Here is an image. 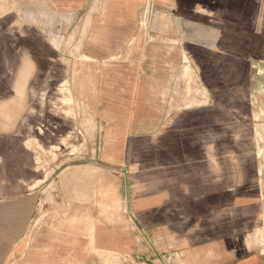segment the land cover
I'll use <instances>...</instances> for the list:
<instances>
[{
    "label": "crops",
    "instance_id": "obj_1",
    "mask_svg": "<svg viewBox=\"0 0 264 264\" xmlns=\"http://www.w3.org/2000/svg\"><path fill=\"white\" fill-rule=\"evenodd\" d=\"M142 4L106 0L108 11L99 13L93 0H0V244H12L33 212L34 195L8 199L16 194L12 182L35 180L16 136L29 102L39 99L46 85L71 76V67L62 61L64 50L80 43L86 57L104 60L123 45L130 32L127 22L138 20ZM157 4L151 32L165 38L167 46V40H180L184 58H191L211 91L208 101L213 103L205 111L217 120L205 126L204 138L198 137L202 156L183 161L176 180L184 182V196L198 198L200 208H175L174 162L158 163L165 167L151 173L147 199L133 204L141 235L135 259L138 264H168L170 255L186 252L190 264H205L198 257L217 244L226 264H264L261 247L254 242L255 234L264 232V180L258 179V157L242 152L253 150L252 142L238 139L239 133L249 132L238 121L253 116L256 78L264 70V0ZM83 22L93 23L91 34L84 35ZM165 64L171 68L168 58ZM164 83L171 84L169 76ZM227 85L234 93H227ZM242 85L244 99L238 95ZM227 117L234 118L232 124H222ZM105 235L98 233L108 250L131 248L126 239L114 245Z\"/></svg>",
    "mask_w": 264,
    "mask_h": 264
},
{
    "label": "rangeland",
    "instance_id": "obj_2",
    "mask_svg": "<svg viewBox=\"0 0 264 264\" xmlns=\"http://www.w3.org/2000/svg\"><path fill=\"white\" fill-rule=\"evenodd\" d=\"M158 1L143 0L138 20L127 22L125 43L108 58L89 59L80 43L64 50L71 76L46 85L40 98L29 102L16 136L35 180L12 182L16 194L8 199L34 195L33 212L12 244H0V264H138L134 247L141 235L133 204L147 199L151 173L165 167L160 162H174L175 208H200L198 198L184 196V182L176 180L183 161L202 156L198 137L204 138L205 126L217 119L205 111L213 103L211 91L191 58H184L180 40H167V46L151 32ZM93 2L95 12L108 11L106 0ZM82 24L84 35L91 34L93 23ZM256 80L254 114L238 121L249 132L238 139L252 142L253 150L242 152L258 157V179L264 180V70ZM238 95L246 97L244 85ZM224 118L222 124L233 123L234 118ZM101 231L113 244L125 236L131 248L108 250L97 235ZM254 242L264 254V232L255 234ZM187 257L186 252L170 255L168 264H190ZM198 259L229 263L221 260L217 244Z\"/></svg>",
    "mask_w": 264,
    "mask_h": 264
},
{
    "label": "bare ground",
    "instance_id": "obj_3",
    "mask_svg": "<svg viewBox=\"0 0 264 264\" xmlns=\"http://www.w3.org/2000/svg\"><path fill=\"white\" fill-rule=\"evenodd\" d=\"M49 152V151H48ZM105 228H107V227H105ZM115 228V227H114ZM104 230V229H103ZM107 230V229H106ZM118 230V229H117ZM97 231H99V230H97ZM109 231V230H108ZM119 231V230H118ZM133 231V230H132ZM96 232V231H95ZM110 232V231H109ZM117 233V232H116ZM131 233V232H130ZM101 234V233H100ZM132 234V233H131ZM98 235V234H97ZM102 235V234H101ZM111 235V234H110ZM96 236V235H95ZM131 236V235H130ZM101 237V236H100ZM103 237V236H102ZM105 237V236H104ZM132 237V236H131ZM130 237V238H131ZM107 238V237H106ZM122 238H123V236H122ZM112 239V238H111ZM128 239V238H127ZM103 240V239H102ZM124 241H125V236H124ZM108 242V241H107ZM119 243V242H118ZM102 244H103V242H102ZM133 244H134V242H133ZM118 246V245H117ZM135 249V248H134Z\"/></svg>",
    "mask_w": 264,
    "mask_h": 264
}]
</instances>
